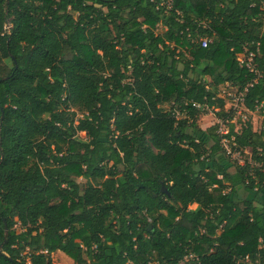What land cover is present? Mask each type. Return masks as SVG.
<instances>
[{
	"label": "trees",
	"instance_id": "trees-1",
	"mask_svg": "<svg viewBox=\"0 0 264 264\" xmlns=\"http://www.w3.org/2000/svg\"><path fill=\"white\" fill-rule=\"evenodd\" d=\"M1 79L0 264H264V120L183 103L264 115V0H0Z\"/></svg>",
	"mask_w": 264,
	"mask_h": 264
},
{
	"label": "built area",
	"instance_id": "built-area-1",
	"mask_svg": "<svg viewBox=\"0 0 264 264\" xmlns=\"http://www.w3.org/2000/svg\"><path fill=\"white\" fill-rule=\"evenodd\" d=\"M210 41L211 40L208 37L201 38V42H202L203 47H207ZM254 57H255V52L249 51L248 49H246L243 53H241L239 55L238 59H239L241 67H244V68L248 69L250 72L257 74V77H261L262 74L256 69V66L254 63ZM225 85L229 86L230 84L226 83ZM220 86H219V92H218L217 98L220 97V98L225 99V110L228 112V114L226 116H217V114H216L217 119H216L215 124H218V126H219L218 127V133L222 137L221 142H222L223 147L227 151V153L231 156L232 159L238 161V163L244 164L245 161L241 160L240 155H239V154H241V151L237 150V148L235 147L236 146L235 136L232 135L229 138L228 134H230V132H229L230 124L235 123L236 124L235 132H238L241 129V127L239 128L237 122L238 123L241 122V123H239V125L242 126V124L247 121L246 118H248V113H253V111L249 110L245 105V92H246V90L239 91L237 89V93H233V92L222 93V92H220ZM231 86L232 85H230V87ZM183 103H184L185 107L192 105V107L199 109V110H202V112H206V111L211 110V111H215L217 113L219 110V108H214V107L210 106L208 104V102L200 103L197 101H192V102L184 101ZM262 107H263V103H261L258 106L257 110H259ZM184 113H185V110H184V112H181L180 109H176V115L177 116L180 117ZM192 256L193 255L190 254V257H192ZM243 261L246 264H257L255 261H253V259L249 255L245 256Z\"/></svg>",
	"mask_w": 264,
	"mask_h": 264
},
{
	"label": "rangeland",
	"instance_id": "rangeland-1",
	"mask_svg": "<svg viewBox=\"0 0 264 264\" xmlns=\"http://www.w3.org/2000/svg\"><path fill=\"white\" fill-rule=\"evenodd\" d=\"M157 30L161 31L162 27L159 26ZM237 89L238 88L236 86L230 87V85L224 86L223 84L220 86V92H222V93H224V92H226V93H228V92L237 93ZM216 119H217L216 112L209 110V111L203 112L199 115L198 123H199L201 128L207 129L208 127H210L216 123ZM248 119H250L252 121L254 129L259 130L261 128V124L264 120V115L259 110H257L256 112L248 113V118H246V120H248ZM239 123H241V122H239ZM239 123L237 122V124L240 128L241 125H239ZM79 135L82 138H88L86 135V132L80 131ZM239 155H240L241 160H243L245 162H246V160L251 161L250 149H246L245 151L241 152V154H239ZM78 181L81 183L86 182V180L83 178H79ZM196 206H197V204H193L192 208H195ZM52 259H53V262L55 264H72L73 263V259L70 256H68L66 253H63L61 251H57V252L53 253Z\"/></svg>",
	"mask_w": 264,
	"mask_h": 264
},
{
	"label": "water",
	"instance_id": "water-1",
	"mask_svg": "<svg viewBox=\"0 0 264 264\" xmlns=\"http://www.w3.org/2000/svg\"><path fill=\"white\" fill-rule=\"evenodd\" d=\"M1 81H3V79H1L0 82H1ZM3 117H4V116H3V114H2V120H3ZM0 127H1V126H0ZM162 190H163L164 192L169 193V191H168V189L166 188L165 185H163Z\"/></svg>",
	"mask_w": 264,
	"mask_h": 264
},
{
	"label": "crops",
	"instance_id": "crops-1",
	"mask_svg": "<svg viewBox=\"0 0 264 264\" xmlns=\"http://www.w3.org/2000/svg\"><path fill=\"white\" fill-rule=\"evenodd\" d=\"M223 85L225 86V84H223ZM73 263H74V261H73ZM73 263H72V264H73Z\"/></svg>",
	"mask_w": 264,
	"mask_h": 264
}]
</instances>
